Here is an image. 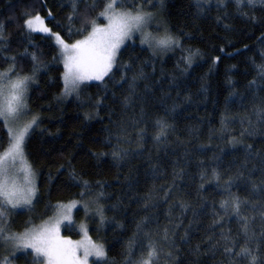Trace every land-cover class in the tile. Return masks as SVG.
Instances as JSON below:
<instances>
[{"label":"trees","instance_id":"16d2710c","mask_svg":"<svg viewBox=\"0 0 264 264\" xmlns=\"http://www.w3.org/2000/svg\"><path fill=\"white\" fill-rule=\"evenodd\" d=\"M142 2L126 0L127 4ZM70 4L71 0H0V22L7 25L10 49L0 51V56H16L18 67L30 74L31 56L22 55L27 49L36 53L39 67L36 83L28 92L29 108L38 115L39 127L24 149L36 175V200L31 211L18 210L15 213L22 214L9 217L13 230L22 232L29 221V226L37 225L53 215L51 206L78 199L81 186L70 175L75 172L78 180L91 185L93 198L104 193L101 203L106 222L100 224L98 218L87 222L90 238L108 251L109 264H125L129 251L135 253L132 259H137L140 245L147 243L143 233L150 232L157 240L166 228L176 233L181 256L193 260L197 246L206 249L209 236L217 240L221 235L219 226H211L213 214L222 211L220 203L227 193L223 180L217 184L213 169L225 179L238 169L247 177L250 169L258 167L259 155H264V117L258 114L264 107V81L258 72L264 64V11L257 8L250 13L255 20H249L239 15L234 5L219 9L216 0L210 5L204 3L202 8L197 7L198 0H149L146 10L161 11L165 25L180 38L184 51L178 48L159 57L137 41L128 43L118 56L115 79L108 84L106 95L97 83H90L82 86L79 99L76 95L63 99V66L55 44L40 34H32L29 42L19 23L23 11L32 9L51 21L48 26L53 31L68 39L65 29ZM48 9L53 11L52 18L47 17ZM80 9L84 11V3ZM98 11L91 15L95 17ZM98 22L103 23V18ZM79 27V23L73 25L74 29ZM80 38L74 34L71 40ZM188 50L199 52L191 67L182 60ZM216 57L219 60L214 63ZM120 64L131 65V71L120 68ZM6 67L0 64V70ZM121 76L126 77L122 85L116 83ZM133 76L137 77L134 92L129 90ZM253 80L256 86H251ZM98 96H105V101L97 113L93 105ZM126 97H130L127 105ZM86 114L91 118L85 119ZM158 119L170 125L160 143L153 139ZM122 127L127 129L131 143L121 142L119 147L130 155L118 160L111 152ZM141 128L146 129L142 145L133 139ZM233 137L238 141L235 146L228 143ZM0 138L1 155L8 147L7 130L2 126ZM246 145H252V151L258 154L247 162ZM181 168L177 178L175 173ZM201 176L205 177L203 181ZM250 179L259 183V172ZM250 187L246 179L238 180L232 191L243 198ZM181 204L190 206L183 214ZM82 212H76L77 222L83 220ZM223 223V232L236 236L240 227L236 218L225 217ZM185 231L187 241L180 239ZM63 235L80 237L76 226L64 227ZM222 261L220 254L214 258L201 256L199 264Z\"/></svg>","mask_w":264,"mask_h":264},{"label":"snow or ice","instance_id":"6c2138e0","mask_svg":"<svg viewBox=\"0 0 264 264\" xmlns=\"http://www.w3.org/2000/svg\"><path fill=\"white\" fill-rule=\"evenodd\" d=\"M149 0H143L139 5L127 4L126 0H71V14L66 17L68 39L59 31H53L48 24L51 22L39 12L32 9H25L22 14V22L19 26L24 30L25 36L31 42L32 34H43L52 39L58 52L59 61L63 64L61 79L63 82V97L76 95L79 99L80 93L84 90L82 86H87L91 82H97L96 86L102 88L107 93L108 84L115 79L113 69L118 65V56L122 55L121 48L125 42L132 40L138 33L140 44L147 45L153 54L167 53L175 49H184L180 43V38L175 35L167 26L157 24L155 29L149 31L156 18L154 14L146 10L145 5ZM219 9H227L234 5L236 12L247 17L249 20H255L250 15L259 8L264 11V0H216ZM85 4V9L81 12L80 4ZM204 3L211 4L212 0H198L197 7L202 8ZM98 14L94 17L92 12ZM47 17H53V11L47 10ZM103 18V23H99ZM9 19H13L9 17ZM79 23L80 27L74 29L73 25ZM59 26V25H57ZM74 34L82 36L80 39L71 40ZM7 25L0 22V51H10L7 46ZM22 55H30L33 61V67L30 74H25L24 69L18 67L17 57L0 56V64L7 67L0 70V126L7 129L8 147L3 155H0V264H16L18 261H24L25 264H90V258L94 257L93 264H109L108 251L103 244L94 243L88 238V230L85 225H81V231L84 233L85 240L73 241L60 235V227L67 222L72 224V210L82 207L85 214L92 213L99 217V223L106 222L105 208L101 203L103 192H99L93 198L91 185L87 181L77 179L75 172L70 173L74 182L81 186L78 199L70 200L68 203H57L52 207L55 213L48 220L39 226H29V221L22 232L13 230L9 219L17 209H27L31 211L36 200V187L30 179H26L24 186H19L8 175L4 168V156H11L13 161L17 157L24 159V149L30 138V135L39 127L38 115L33 114L29 108L28 92L31 84L36 83V73L39 71L37 66L38 57L35 52L29 53L25 49ZM199 52L188 50V55L182 56L186 67H191L195 56ZM56 60V57H53ZM219 60L216 57L214 63ZM120 68L131 71V65L120 64ZM261 81H264V64L258 67ZM111 74V75H110ZM142 74V72H141ZM108 77V80L105 78ZM137 77L133 76L129 90L134 92V85ZM126 82V77L121 76V85ZM257 81H251V86H256ZM114 95V93H113ZM130 97L125 98V104L129 102ZM105 96H98L95 99L93 107L99 111L104 103ZM258 114L264 117V107H261ZM91 118L86 114L85 119ZM139 123V122H137ZM223 123V121H222ZM249 123H251L249 121ZM170 125L166 120L158 119L156 121V132L153 139L157 142H163L168 135ZM248 134H251L250 132ZM146 129L141 128L138 134L133 137L140 145L144 142ZM243 136L244 133H241ZM128 132L126 128H121L117 132V146L113 148L111 155L114 159L124 160L130 153L127 149H121V142L131 143L127 139ZM238 141L235 137L228 143L235 144ZM0 143H3L0 138ZM110 143V141H109ZM252 145H246L248 153L246 162L255 154L252 151ZM101 155H104L103 153ZM203 164V161H201ZM247 166L242 165L244 168ZM63 167V166H61ZM179 167V166H178ZM31 175L30 166L27 168ZM183 169L176 172L175 176L179 178ZM259 172L260 181L256 182L250 179L253 173ZM213 177L219 182L223 180L224 191L227 198L220 203V212H214L212 229L219 226L221 235L219 239L213 240L209 236V244L206 249L200 246L192 252L195 256L193 260H185L181 256V247L177 245L176 233L170 229H165L160 239L154 240L150 232H144L147 240L146 244L140 245V255L133 260L134 252L126 253L125 264H199L201 256L215 257L220 254L224 257L221 264H264V155H259L258 167L249 170L246 177L242 170H237L234 176L224 178L219 172L213 169ZM205 179L201 176V180ZM247 180L250 184V191L245 197H241L232 191V185L238 180ZM103 187L100 181H97ZM203 187V183L201 184ZM171 192V189H168ZM166 199L168 198L166 194ZM190 206L181 204V212H187ZM197 213L194 211L193 216ZM235 217L239 223V231L236 236L223 232L224 218ZM139 227V226H138ZM174 227L178 228L179 225ZM143 232V229H141ZM213 231V235H214ZM181 240L187 241L188 233L185 231ZM222 249V251H221ZM115 264V262H113Z\"/></svg>","mask_w":264,"mask_h":264},{"label":"rangeland","instance_id":"374dc122","mask_svg":"<svg viewBox=\"0 0 264 264\" xmlns=\"http://www.w3.org/2000/svg\"><path fill=\"white\" fill-rule=\"evenodd\" d=\"M152 13L154 14L156 20H155V22L153 23V25L149 28V31H152L153 29H155V27H156L157 24H160V25H162V26H166L165 23H164L163 17H162V15H161V11H160V10L153 11ZM36 34H39V33H36ZM40 35H43V34H40ZM43 36H44V35H43ZM135 41H137L138 44H139L140 46L149 49V48L147 47V45H141V44H140V37H139V34H138V33L133 37L132 40H128V41H126L125 44H124V46H126L128 43H134ZM124 46H122V48H123ZM122 48H121V49H122ZM149 50L152 52L151 49H149ZM171 52H172V51H169V52H167V53H158V54H155V55H157V56H159V57H164V56H166L167 54H169V53H171ZM152 53H153V52H152ZM197 57H198V55L194 57L193 62H192L191 65H193L194 63H196V61H197ZM62 66H63V64H62ZM62 83H63V82H62ZM91 83H97V82L93 81V82H91ZM73 96H74V95H72V96H70V97H63V96H62V93H61V98H63V99H69V98H71V97H73ZM6 130H7V129H6ZM4 153H5V151H4L1 155H3ZM3 163H4V168L6 169L8 175H9V176L11 177V179H12L13 181H15L19 186L23 187V186H24V183H25V180H26V179H30V180H32V182L35 184V187H36V175H35V173H34V171L32 170L31 167H30V168H31V175L28 174L27 168H28L30 165H29V163H28L27 160H26L25 153H24V159H23V160H21L19 157H17V158L15 159V161H13V159H12L11 156H4V161H3ZM18 210H27V209H17V210H14V211H18ZM78 210H82V211H83L82 213H83V215H84V218H83V220L77 222V221L75 220V215H76V212H77ZM54 214H55V213H53V215H54ZM53 215H52V216H53ZM52 216H51V217H52ZM49 218H50V217H49ZM49 218H48V219H49ZM90 218H98V219H99V217H95L92 213H89L88 215H86L82 207L74 208V209L72 210V220H73V223H72V224H68L67 222H65L64 224H62L61 227H60V235L63 236V237H65V238H67V239H71V240H73V241L85 240L86 238H85V236H84V233L81 231V227H80V226H81V225H85V226L87 227V230H88V222H87V221H88ZM48 219H46V220H48ZM46 220H45V221H46ZM43 222H44V221H43ZM43 222H41V223H39V224H37V225H34V226H39V225H41ZM66 226H76V229H77V231H78L79 234H80V237L77 238V239H72V238L69 237V236H64V235H63V229H64V227H66ZM87 235H88V238H90V236H89V232L87 233ZM90 239H91V238H90ZM91 240H92V239H91ZM92 241H93V240H92ZM93 242H94V241H93ZM94 243H97V242H94ZM98 244H101V243H98ZM94 260H95V258H94V257H91V258H90V264H91V262L94 261Z\"/></svg>","mask_w":264,"mask_h":264}]
</instances>
